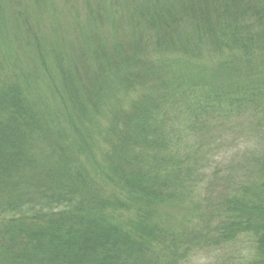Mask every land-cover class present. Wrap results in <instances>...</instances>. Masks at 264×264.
Instances as JSON below:
<instances>
[{"label": "trees", "instance_id": "obj_1", "mask_svg": "<svg viewBox=\"0 0 264 264\" xmlns=\"http://www.w3.org/2000/svg\"><path fill=\"white\" fill-rule=\"evenodd\" d=\"M21 1L0 2V264H188L246 237V264H264V0H80L93 32H118L132 71L118 83L146 92L109 106L99 160L73 84L88 77L80 38L46 33L51 1Z\"/></svg>", "mask_w": 264, "mask_h": 264}, {"label": "rangeland", "instance_id": "obj_2", "mask_svg": "<svg viewBox=\"0 0 264 264\" xmlns=\"http://www.w3.org/2000/svg\"><path fill=\"white\" fill-rule=\"evenodd\" d=\"M48 2L51 1V3L46 4V10H47V17L49 16L48 20L49 23L46 21V26L44 28L47 29L46 33H48V25L52 28L59 29L61 32V38L57 39L59 41L65 40L67 42L72 40L73 36L70 31V25L74 27V30L80 38V43L83 46L85 53H86V61H87V71H88V77L87 79L80 78L78 76L73 78V84L75 87V90L77 93H79L80 100L82 103L86 104L90 100L89 106H87L90 110V115H96L95 120L88 124L87 122H84V126L86 128L85 133L88 131L92 134V140H90V146L93 149V154H95L96 158L99 160L101 158L102 152L106 149V143L103 140V135L107 138V124H108V112H109V106L110 105H116L117 103H121L123 107L127 106L132 101H138L140 100L141 95H143L146 92H143V89H141L138 85L132 86L131 88H127L124 85L118 83V80L120 82V78L123 75L125 78V73L132 74L131 69H129L130 65H127L128 61H122V57H118L117 54L113 55V49H110L112 43H119L118 39V32H115L114 30L108 29L109 37L106 36L104 32V28L102 25L97 24V27L99 30L95 27V32L97 35V45L94 44L88 35V31L90 33L95 35V32L91 30L90 27H88V24L86 25L85 22L88 21V19L85 16V12H83V8L81 5L80 0H67L65 3L62 0H47ZM2 3L3 0H0ZM24 7V0L21 1ZM32 4V1L29 0L28 7ZM4 4L2 5V11H4ZM36 7V6H35ZM93 18V17H92ZM110 24L109 27L110 28ZM43 29V28H42ZM45 33V34H46ZM45 36V35H44ZM89 36V39L87 37ZM152 41L153 38L149 37ZM87 39V40H86ZM138 39V37H137ZM137 39H132L130 42L131 45V52L134 54L138 50H140L141 47L138 45ZM86 40V41H85ZM99 46H102L98 48ZM67 45L63 43V47H66ZM105 49H104V48ZM107 48V49H106ZM103 50L110 51L112 54V58L102 57L98 55V52H101ZM166 51L170 55L171 50L166 48ZM69 49L63 48L62 54L64 55V61H67L68 58L71 61V56L69 54ZM147 52H138L136 54L135 58H141L150 59V56L147 55ZM154 56V55H152ZM156 56L159 58H164L162 56L163 53L160 51V49L156 52ZM33 57L30 58V60ZM135 60V59H134ZM53 61L50 58H46L45 61V69L47 71V74L52 76V63ZM63 63V60H62ZM64 65V64H63ZM71 63H67L64 65V68H69ZM40 70L41 67H39ZM130 72V73H129ZM133 75L130 76L132 78ZM53 78V77H52ZM43 79L35 80L33 83H31L33 86H35L36 93L40 94L42 102L44 104H47L51 109L55 108V104H53L52 99L57 98L54 93L51 92L50 94L46 88L43 85H41ZM90 86V94L86 93V87ZM56 87L59 90L62 89V85L59 81V79L56 77ZM96 89L100 88V98H99V106H92L96 103L98 97L91 96L93 95L94 91ZM45 90L46 95H41V91ZM91 98V99H90ZM47 99V100H46ZM94 109H96V112H94ZM174 120L167 119V127H176V128H182L183 127V120L182 117L174 118ZM109 137V136H108ZM102 150V151H100ZM253 244L249 238H241L239 242H237L233 247L229 248L220 258H216L217 255H215L213 252H205L201 251L200 253L193 254L188 262V264H246L249 262V260L252 258L253 255Z\"/></svg>", "mask_w": 264, "mask_h": 264}]
</instances>
